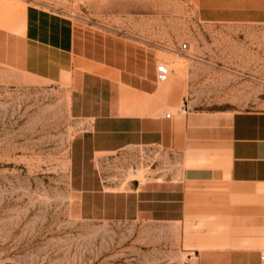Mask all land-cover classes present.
<instances>
[{
    "label": "crops",
    "instance_id": "0c3cea01",
    "mask_svg": "<svg viewBox=\"0 0 264 264\" xmlns=\"http://www.w3.org/2000/svg\"><path fill=\"white\" fill-rule=\"evenodd\" d=\"M25 1L18 34L0 48V57L50 82L70 76L69 111L85 123L71 157L81 190L102 203L109 199L113 214L179 222L180 244L191 246L187 250L196 264H261L264 111L189 108L181 84L173 89L182 74L179 59L177 79L161 86L157 51L135 39L149 33L133 29V22L149 17L150 0H78L88 17L78 20L45 8L41 0ZM197 3L204 11L192 14L196 21L264 20V13L217 11L244 0ZM117 20L123 24H114ZM141 152L159 156L147 163L163 180L130 181L125 190H116L118 172L134 169ZM84 166H91L92 176L82 186ZM109 174L115 177L108 180ZM195 218L204 219L197 235L186 231Z\"/></svg>",
    "mask_w": 264,
    "mask_h": 264
},
{
    "label": "rangeland",
    "instance_id": "374dc122",
    "mask_svg": "<svg viewBox=\"0 0 264 264\" xmlns=\"http://www.w3.org/2000/svg\"><path fill=\"white\" fill-rule=\"evenodd\" d=\"M244 1L217 11L264 13V0ZM40 2L77 20L88 18L78 0ZM25 6V0H0L3 50L18 34ZM202 11L197 0H150L147 20L133 22L135 31L149 33L135 39L157 51V64L170 65L160 85L177 79L181 60L173 89L181 84L189 108L264 111V20L192 19ZM0 60V264H196L191 246L180 244L179 222L113 214L109 199L102 203L81 190L71 157L85 123L69 111L70 76L50 82ZM172 107L176 112L179 104ZM158 158L140 153L135 170L118 172L116 190L136 177L143 185L162 181L147 163ZM91 172L84 166L82 186ZM203 227L204 219L195 218L186 231L197 235Z\"/></svg>",
    "mask_w": 264,
    "mask_h": 264
},
{
    "label": "built area",
    "instance_id": "2783aa9c",
    "mask_svg": "<svg viewBox=\"0 0 264 264\" xmlns=\"http://www.w3.org/2000/svg\"><path fill=\"white\" fill-rule=\"evenodd\" d=\"M186 46H187L186 44H183L182 48L185 49ZM169 73H170V70L167 68V66L164 63H160V64L156 65V67H155V76H156V80L157 81H159V82L166 81L168 79V77H169ZM166 116H169V114H167ZM143 155L145 157H147L146 154H143ZM133 170H135V168ZM132 181H136V182L139 183V180H137V179L132 180ZM260 260H261V264H264V249L260 252Z\"/></svg>",
    "mask_w": 264,
    "mask_h": 264
},
{
    "label": "bare ground",
    "instance_id": "6f19581e",
    "mask_svg": "<svg viewBox=\"0 0 264 264\" xmlns=\"http://www.w3.org/2000/svg\"><path fill=\"white\" fill-rule=\"evenodd\" d=\"M13 2H14V1H13ZM9 4H10V3H9ZM7 5H8V4H7ZM9 7H10V6H9ZM9 7H8V8H9ZM6 9H7V8H6ZM6 9H4V10H6ZM7 10H8V9H7ZM165 65L167 66V68H168L169 70H171V69H170V65H169V64H165ZM169 74H170V73H169ZM135 173H136V172H135ZM137 173H138V172H137ZM138 174H139V173H138ZM129 175L131 176V174H129ZM133 176H135V177H136V174H135V175H133ZM131 177H132V176H131ZM131 177H130V178H131ZM136 179H137V177H136ZM139 180H140V179H139Z\"/></svg>",
    "mask_w": 264,
    "mask_h": 264
}]
</instances>
